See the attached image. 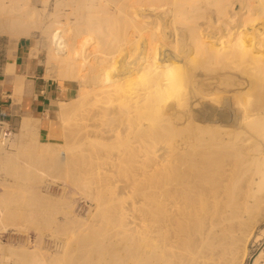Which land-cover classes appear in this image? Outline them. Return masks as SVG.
Masks as SVG:
<instances>
[{"label": "bare ground", "instance_id": "6f19581e", "mask_svg": "<svg viewBox=\"0 0 264 264\" xmlns=\"http://www.w3.org/2000/svg\"><path fill=\"white\" fill-rule=\"evenodd\" d=\"M0 35L36 38L45 78L77 87L0 144L18 179L0 264H244L264 222V0H0ZM166 64L181 106L151 93Z\"/></svg>", "mask_w": 264, "mask_h": 264}, {"label": "crops", "instance_id": "0c3cea01", "mask_svg": "<svg viewBox=\"0 0 264 264\" xmlns=\"http://www.w3.org/2000/svg\"><path fill=\"white\" fill-rule=\"evenodd\" d=\"M31 48L30 39L0 37V119L6 115L12 129L25 114L50 118L53 109L65 99L61 88L45 78L43 65L30 57ZM41 136L47 137L46 129Z\"/></svg>", "mask_w": 264, "mask_h": 264}, {"label": "rangeland", "instance_id": "374dc122", "mask_svg": "<svg viewBox=\"0 0 264 264\" xmlns=\"http://www.w3.org/2000/svg\"><path fill=\"white\" fill-rule=\"evenodd\" d=\"M0 37H7L12 39L9 35H0ZM30 42L33 45H35V43L37 42L36 38H32L30 39ZM41 60L45 59V55L44 53L40 56ZM39 62V61H38ZM41 65H43L42 67L45 68L44 64L41 63ZM53 86L56 87H60L61 88V93L63 95V97H65L64 102H70V100L72 98L75 97L76 92H77V87L74 86H68L66 83H58L56 81H53ZM58 109L59 106H57L55 109H53V111L50 113V118L53 119L55 122L58 121L57 120V114H58ZM37 118H43V115H37ZM21 118L16 120V127L13 128V134H16L19 132V123H20ZM59 128V127H58ZM60 130V129H59ZM61 131H59L60 133ZM12 138V137H11ZM43 140L46 139V137H42ZM10 140V138L8 139ZM4 141V140H0V144L3 142L6 144H8L10 141ZM58 142H62V139H59ZM13 148H6L5 152H15L14 150H12ZM8 164H6L5 162H3L2 160H0V195H2L5 190L12 191L15 189V187H17V177L15 175H12L10 173H8ZM24 187H26L25 184H22ZM69 189L70 191H74L77 193L76 198L78 199L77 204L75 209L77 211L81 210L82 205H84L85 203L87 205H90V202L85 200L84 198H82V196L79 194V191L75 188L74 185H69ZM49 194V193H48ZM47 194V195H48ZM53 198H55L56 200L59 199V197H56L55 195L52 196ZM86 201V202H85ZM84 202V203H82ZM58 210L54 211L53 209L48 212L45 215L46 219L49 220H54L57 218L62 217V214L59 213ZM54 217V218H53ZM262 230H264V222H262L258 228V230L256 232H254L255 234H253V236L250 237L249 241L247 242V248H246V260L244 262V264H255V261L258 259V257L261 254H264V238L258 237L259 232H261ZM28 233V238H29V242H28V248L29 249H33L35 247V245L38 243L37 246H39L40 248L44 247V238L48 237V235H50L51 231L46 230V232L44 233H39L37 232L34 228H28V230H26ZM1 239L3 241V243L5 244H15V242L11 241L10 239V234L9 233H3L1 236ZM46 256H49L48 254H46Z\"/></svg>", "mask_w": 264, "mask_h": 264}, {"label": "clouds", "instance_id": "9594fccd", "mask_svg": "<svg viewBox=\"0 0 264 264\" xmlns=\"http://www.w3.org/2000/svg\"><path fill=\"white\" fill-rule=\"evenodd\" d=\"M151 93L162 106L170 104L181 106L185 101L187 93L182 66L178 64L159 66L151 86Z\"/></svg>", "mask_w": 264, "mask_h": 264}, {"label": "built area", "instance_id": "2783aa9c", "mask_svg": "<svg viewBox=\"0 0 264 264\" xmlns=\"http://www.w3.org/2000/svg\"><path fill=\"white\" fill-rule=\"evenodd\" d=\"M6 115H2L0 119V140H8L13 135L12 127L6 122Z\"/></svg>", "mask_w": 264, "mask_h": 264}]
</instances>
